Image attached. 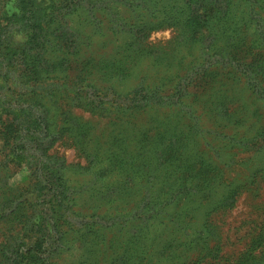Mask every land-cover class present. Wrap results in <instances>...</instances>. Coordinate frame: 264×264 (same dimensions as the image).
Segmentation results:
<instances>
[{"label":"rangeland","instance_id":"374dc122","mask_svg":"<svg viewBox=\"0 0 264 264\" xmlns=\"http://www.w3.org/2000/svg\"><path fill=\"white\" fill-rule=\"evenodd\" d=\"M181 1L85 0L78 6L65 3L55 12L54 17L47 20L49 25L52 23L51 29L47 28L37 38L39 44L47 39L50 41L45 49L41 45L39 46L48 68L44 73L40 71L36 73L38 76L43 74L45 78L50 68L49 70L52 71L50 77L57 78L52 82L51 91L61 90L66 84L70 86L78 76L86 78L90 82H99L100 86L110 83L112 84L110 86H114V89L123 95L134 91L142 83L144 77L154 83L161 80L165 91L163 96L166 99L160 103L165 104L158 105L154 109L148 108L141 112L129 113L131 124L123 128L122 131L125 130L127 138L137 137L138 139L140 134L149 131L150 128L155 129L151 133L152 135H155V132L158 134L165 132V135L157 137L160 139H158L160 146L157 151L163 152L167 157H173L168 161L170 164L161 166L160 170L152 146L149 153H145L146 156H149L147 160L152 161L150 168L145 167L138 170L132 169L130 166L119 170L114 165L115 170L112 171L113 168H106L102 160L98 170L92 169L88 166L90 163L88 156L65 145L66 142L65 144L57 143L49 154L56 155L66 163L65 172L68 185L77 204L74 213L82 214L78 216L90 215L95 205L101 208V212H106L109 207L116 206L121 208L128 206L130 209L133 203L136 207L144 193L141 189L148 183L153 184L156 177L163 179L168 174L166 180L162 181L164 184L157 185L156 190L159 192L154 195H159V199L156 198L153 206H160L163 203L161 198L169 196L172 186V184L165 183L168 181L171 183L183 182L181 185L176 184V187L180 186L184 189V193L180 196V207L175 210L174 207L162 208L164 212L157 213V216L150 222L153 225L151 232L157 238V242H154L153 248L148 252L152 242L146 240L148 247H141L137 252L140 254L137 257L140 263L164 264L165 261H162L163 244L173 238L179 242L186 241L187 238L192 241L198 233L201 236V241L208 239L209 233L206 231V226L210 223L217 227L216 242L222 248L220 253L222 260L218 263L235 264L248 249L252 236L261 230L264 231V102L259 101L258 96L253 94L252 90L247 91V86H243L242 75L235 72L224 74L222 69L215 64V60H217L214 58L215 52H217L216 48L227 43L229 47L236 49L241 45L239 36H230V38L222 40L219 36L221 25L213 30L211 35L204 30L187 29L189 23L187 17H183ZM262 2L264 3V0ZM12 7L13 0H0V33H3L9 24L8 20L14 13ZM178 9L181 10L179 14ZM5 11H8L6 16ZM145 15L148 16L147 20L153 24L152 27L157 29L156 32L149 33L150 38L147 43H151L149 48L156 50L155 52L159 55L144 54L148 44L138 41L136 33L134 35L131 33L141 24V19ZM51 18L53 20L50 22ZM182 29H186L183 35ZM194 31H198L200 34L193 35ZM67 33L68 36L74 37L75 42L69 55L63 53L65 49L63 38L67 36ZM179 36L183 38L180 45L177 42ZM14 40L18 43L27 41L22 34H16ZM76 44H80L78 49H74ZM262 52L264 54V50ZM249 57L254 59L253 56ZM65 58H67V62L64 66L62 60ZM171 58L174 61L168 65V60ZM204 60L214 65L210 69H206L204 77L201 75L202 79L207 78L210 81L208 83L203 80L205 89L196 88L193 91L197 96H202L198 97L196 101L198 114L202 116L203 124L212 130L220 125L227 126V128L224 130L226 135L222 137L221 135L210 136L209 141L211 139L213 141L209 144L206 143L210 147L200 145V154H198L196 149L189 145V139L184 134L178 136L175 133L173 127L176 121L172 116L175 107L169 108L167 105L174 104L171 96L176 92L179 76L184 77L192 66L198 65ZM247 61L249 60L247 59ZM26 67L21 68L17 63L9 65L12 76H8L12 81L10 84H16L18 90L23 93L30 92L25 86H33V83L26 85L31 78ZM79 71L83 73L77 75L80 73ZM258 72L264 82V72L261 70ZM2 74L6 73L1 71L0 76ZM227 82L232 84L228 83L231 87L229 89L222 88L221 83ZM87 84L85 82V85ZM220 87L223 90L221 94L220 91L217 93L221 89ZM224 91L236 98L231 107L235 110L243 107V110L237 114L238 121L234 117L219 119L214 116L215 114L206 115L203 111L210 107L214 108L216 105L213 103L216 100H210V95L217 93L218 102ZM5 92L8 94L7 88ZM5 92L0 93L2 101L5 100ZM218 108H220V103H218ZM114 111H109L111 118L114 117ZM67 117L69 119L68 126L72 125L75 129L84 131L82 134L85 136L84 140L85 144L87 143L89 154L94 153L97 146L100 147L101 143L110 139L113 129L118 131L108 119V113L101 116L100 113L91 114L84 107H78L71 109ZM7 126L8 124H0V162L10 151L4 142ZM222 129L223 127L219 128L218 132L222 133ZM86 130H89L87 135L85 134ZM210 158L215 160L214 165L208 163ZM224 161L226 163L222 164L221 162ZM204 163L205 165L202 166ZM29 166L31 168L11 162L3 168L0 166V206L2 205V195L17 196L21 190L29 189L28 187L32 184L30 171L34 169V165ZM171 171L175 172L172 174L174 176L170 174ZM192 175L193 178H191ZM255 175H257L256 181ZM185 180H189V183H185ZM103 183L116 184L117 191L114 194L99 193L101 190L99 186ZM5 184L8 187H5ZM169 185L170 187H168ZM231 187L234 190L243 187L236 197L234 207L227 212L219 211L211 217L208 216L206 212L211 206L220 203L224 193L232 189ZM25 197L30 198L28 195ZM28 213L26 209H23L22 216ZM166 214H169L170 219L165 222ZM145 215L149 217L148 213ZM176 217H178V221L170 225L169 221ZM76 220L77 218L73 220L74 223ZM140 223L134 222L131 225L133 228L138 226L141 230ZM19 224L20 221H13V219L0 223V247L18 232L21 228ZM108 234V242L111 237L114 239L117 236L114 232ZM81 236L82 234H76V231L69 233L65 241L66 248L60 254H55L54 264H102L103 258L100 256L99 248L97 247L96 250L90 248L88 239L83 243L80 241ZM201 241L199 243H202ZM114 244L117 242L114 241ZM123 251L122 246L118 248L116 245L108 250L107 258L104 260L106 262H110V259L117 261L122 257ZM153 252H156V256H153ZM194 254L195 251L190 253V258H193Z\"/></svg>","mask_w":264,"mask_h":264},{"label":"trees","instance_id":"16d2710c","mask_svg":"<svg viewBox=\"0 0 264 264\" xmlns=\"http://www.w3.org/2000/svg\"><path fill=\"white\" fill-rule=\"evenodd\" d=\"M83 1L85 0H13L12 10L14 13L11 14L5 31L0 33V72L6 73L0 76V93L5 92L6 88L8 92V94L6 92L4 94L5 100L0 99V124H8L4 142H6L7 149L10 150L4 160L0 162V166L3 168L10 162L28 167L31 164L34 165V169L30 171L32 184L27 191L21 190L19 195H11V197L6 194L2 195L0 223L8 219L18 220L21 228L0 247V264H54L55 254H60L66 248L65 241L69 233L75 231L76 234H82L81 242L84 243L88 239L90 248L94 250L99 248L100 256L103 258L102 264H142L137 258L140 255L137 252L141 247H148L146 240L152 242L148 252L153 248L154 242H157V238L151 232L153 225L150 222L157 216V213L164 212L162 208L174 207L175 210L181 205L180 196L184 193V189L180 186L176 187V184L181 185L183 182L171 183L168 181L165 184H172L169 196L161 198L163 203L160 206H153L156 198L159 199V195L154 196L159 192L156 190L157 185L164 184L162 181L168 177L166 173L165 178L156 177L153 184L148 183L141 189L144 193L136 207L133 203L130 209L128 206L123 208L116 206L109 207L106 212H101V208L95 205L90 215L78 216L82 214L74 213L77 204L68 185L65 172L66 163L56 155L49 154L57 143L65 144L66 142L65 145L87 155L90 162H88V166L95 170L99 169L101 160L106 168L111 169L114 165L119 170H123L127 166L135 170L150 168L152 161L147 160L149 156H146L145 153H149L151 146L154 147L153 151L160 170L161 166L169 165L168 161L173 159V157H167L163 152L157 151L160 146V139L157 137L165 135V132L159 134L155 132L156 134L152 135L151 133L155 129L150 128L149 131L140 134L138 139L137 137L127 138L125 130L122 131L123 128L131 124L129 113L141 112L148 108L154 109L158 105L165 104L160 103L166 99L163 96L165 91L161 80L154 83L144 77L142 83L134 91L123 95L117 92L114 86H110L112 85L110 83L100 86L99 82H90L81 76L73 80L70 86L66 84L61 90L51 91L52 82L57 78L50 77L52 73L50 68L45 78L43 74L38 76V71L44 73L48 68L39 46L41 45L45 49L50 41L47 39L39 44L37 40L38 36L47 28L51 29L52 23L49 25L47 20L54 17L55 12L63 4L70 3L71 6H78ZM8 3L10 4V2ZM180 4H182L183 17L186 16L189 23L187 29L204 30L211 35V32L221 25L219 36L222 40L228 39L230 36H239L241 45L236 49L229 47L227 43L216 48L217 52H215L214 58L217 60H215V64L222 69L224 74L235 72L242 75L243 86H247V91L252 90L253 94L258 96L257 99L264 102V82L258 72L259 70L264 72V54L262 52L264 50V3L262 0H182ZM177 12L179 14L181 10L178 9ZM4 14L6 16L8 11H5ZM147 17L145 15L141 19V24L131 31L133 35L136 33L137 40L142 43H147L150 38L149 33L157 31L152 27L153 24L147 20ZM52 20L53 18L50 22ZM185 31L186 29H182V35ZM192 33L193 35L200 34L198 31ZM16 34L24 35L27 41L16 42L14 40ZM66 35L63 38V47L65 48L63 53L69 55L75 42L73 36H68V33ZM182 40V37H177L179 45L183 42ZM79 46L80 44H76L74 49H78ZM146 47L144 54L159 55L155 52L156 50L149 48L151 43ZM249 56H253L254 59H250ZM211 59L209 58V60ZM173 61L172 58L169 59L168 65H171ZM62 62L65 66L67 58ZM13 63L19 64L21 68L27 66L26 71H29L31 78L26 85L33 83V86L25 87L30 92L23 93L18 90L16 84H10L12 81L9 80V77L12 76L9 65H13ZM213 65L204 60L200 64L192 66L184 77L179 76L176 92L171 96L174 104L167 105L169 108L175 107L172 115L176 121L173 127L175 133L178 136L184 134L189 139V145L194 147L198 154H200V145L210 147L208 144L213 141V139L209 141L210 136L221 135L222 137L226 135L224 130L227 126L220 125L212 130L203 124L196 104L197 98L202 96L193 93L194 89L203 88V80L210 82L207 78L202 79L201 75L204 77L206 69H210ZM40 82L41 84L38 85ZM85 82L88 84L85 85ZM228 83H221V87L229 89L231 86ZM222 88L217 93L220 91L221 94ZM217 93L209 96L210 100H216L213 102L216 104L215 107L204 109V113L206 115L215 114L214 116L219 119L238 118L237 114L243 110V107L238 110L231 107L236 98L224 91L220 101L217 102ZM218 103H220L221 110L218 108ZM78 107H84L91 114L100 113L103 116L104 113H108L111 124L118 129V131L113 129L110 139L101 143L100 147L97 146L92 154L87 152L88 146L87 143L85 144V136L82 134L84 131L77 130L72 125L68 126V112ZM111 110H115L112 118L111 112H109ZM222 127V133L218 132V129ZM88 131H85L86 135ZM213 162H215L214 159H208V163L211 165H214ZM221 163L225 164L226 162ZM184 164L186 163L184 162ZM190 165H192L191 162ZM204 165L205 163L202 164V166ZM114 170L115 168L112 169V171ZM94 173L96 174V172ZM174 173L171 171L170 174ZM97 174L99 175L100 171ZM256 176H254L255 181ZM102 181L104 182V180ZM185 183H189V180H185ZM5 187L8 185L5 184ZM99 187L101 189L99 193L114 194L117 191L116 184L103 183ZM17 189L20 190V188ZM242 189L243 187H239L238 190L232 188L225 192L223 200L211 206L206 214L211 217L219 211L231 210ZM12 207L15 208L12 209ZM23 209L29 213L22 216ZM145 213H148L149 217ZM72 217L74 218L72 219ZM165 217H167L165 222L170 219L169 214H166ZM75 218L77 220L74 223ZM175 221H178V217L170 220V225ZM134 222H141V230L138 226L133 228L131 224ZM206 229L209 238L202 239V241L198 233L192 241L189 238L183 242L174 238L166 241L163 244L162 261H165L164 264H219L218 262L222 260L220 258L222 248L216 242L217 227L209 223ZM112 232L117 236L114 238L115 240L111 237L108 242V233ZM88 236L89 238H87ZM114 241L117 244H114ZM200 241L202 243H199ZM116 245L118 248L122 246L124 250L122 257L117 261L110 259V262H106L104 259L107 258L108 250ZM194 251L193 258H190V253ZM155 253L153 252V256H156ZM146 254L148 253L146 252ZM136 260L138 262H135ZM145 263L143 262V264ZM235 264H264L263 230L252 236L248 249Z\"/></svg>","mask_w":264,"mask_h":264}]
</instances>
